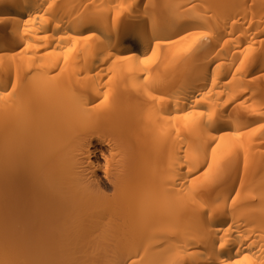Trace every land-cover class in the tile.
Listing matches in <instances>:
<instances>
[{"label":"bare ground","instance_id":"obj_1","mask_svg":"<svg viewBox=\"0 0 264 264\" xmlns=\"http://www.w3.org/2000/svg\"><path fill=\"white\" fill-rule=\"evenodd\" d=\"M0 264H264V0H0Z\"/></svg>","mask_w":264,"mask_h":264}]
</instances>
